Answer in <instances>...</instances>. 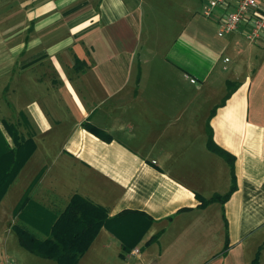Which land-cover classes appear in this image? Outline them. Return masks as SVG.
Wrapping results in <instances>:
<instances>
[{
  "label": "crops",
  "instance_id": "crops-1",
  "mask_svg": "<svg viewBox=\"0 0 264 264\" xmlns=\"http://www.w3.org/2000/svg\"><path fill=\"white\" fill-rule=\"evenodd\" d=\"M190 1L0 0V244L18 240L14 225L45 238L77 194L109 216L152 219L103 226L80 264H108L109 248L116 264H264V33L218 37L209 0L198 20ZM171 4L183 24L170 42L164 25L144 28ZM190 78L217 87L204 112L187 107ZM207 128L235 158L236 188L201 206L222 195L219 176L231 186ZM123 239L137 241L122 255Z\"/></svg>",
  "mask_w": 264,
  "mask_h": 264
},
{
  "label": "trees",
  "instance_id": "trees-1",
  "mask_svg": "<svg viewBox=\"0 0 264 264\" xmlns=\"http://www.w3.org/2000/svg\"><path fill=\"white\" fill-rule=\"evenodd\" d=\"M232 86H230V83L228 84L227 92L221 103H224L225 99L233 91ZM83 126L97 136L103 139H109V136L98 128L86 123H84ZM206 146L208 150L227 161L232 171V184L226 193L222 195L213 194L211 197L203 199L201 206H205L211 202L224 203L236 188L233 171L235 158L232 154L214 142L210 128H207ZM18 167L19 164L16 166L13 164L9 165L3 175L2 186L10 181ZM132 214L140 215L147 225L152 222V219L147 214L135 211L125 210L115 216H109L102 206L75 194L70 198L63 211L56 217L45 238L38 237L35 233L29 231L22 225H14V230L17 234L19 244L33 254L53 260L57 264H80V258L86 252L103 226L109 227L111 231L116 233L114 229L110 228V223L115 221L119 222L118 220ZM159 234L160 233H157L151 236L146 243L157 240ZM136 241L132 244H127L123 239L121 254L123 255L129 252L136 244ZM262 247H264V243L259 249ZM259 251L255 255L253 260L254 263L258 258Z\"/></svg>",
  "mask_w": 264,
  "mask_h": 264
},
{
  "label": "rangeland",
  "instance_id": "rangeland-1",
  "mask_svg": "<svg viewBox=\"0 0 264 264\" xmlns=\"http://www.w3.org/2000/svg\"><path fill=\"white\" fill-rule=\"evenodd\" d=\"M173 1H175V0H173ZM203 1H205V0H191L190 1L191 2V7H190L191 8V14L195 13L196 19L202 18L201 6H202ZM167 7L171 11L168 12L167 14H165V21L159 20V21H155V22H151V21L145 22V24H147V27L144 28V30H150L149 27H152V26H153V28L160 27L162 29L163 28L162 26L164 25V27H165V40H168L170 42L173 40L178 41V40H180V38H178V37L182 33L181 26H182L183 22H178L173 18V12L175 11V8H176L175 4H171ZM200 21H204V20H200ZM194 22H196V21H194ZM186 25H187L186 32L193 34L194 31L189 28L190 25H193V22L192 21H186ZM197 84L198 83L192 84L187 80L186 85H185V90H184V93L186 96V103H187L188 108L198 109V110H202L204 112V110L209 105H212L213 102H215L218 99L219 94H218V91H216V88H217L216 86H214L215 90L213 89V87L208 88L210 85L204 86L202 90H198ZM218 157L221 159V162L224 161V163L229 166V164L227 163V161L225 159H223L219 155H218ZM227 178H228V180H230V184H232V171H231L230 166H229V173H227ZM222 179L223 178L221 176H219L218 185L216 186V188L219 189L218 191L220 193L224 194V193H226V190H225V187L223 186ZM224 182L226 183V180H224ZM229 188H230V186H229ZM228 189H227V191H228ZM207 191H209V190H207ZM209 192L213 193V192H211V190ZM97 247H98V245H96L95 249L91 252L92 253L91 256L95 258V261L98 260L97 257L100 255V253L97 251L98 250ZM109 249H110V251H109ZM109 249L106 251V253L109 252V253H107L108 254L107 257L105 258V259H107L106 262L108 264H116V261L118 259H116V255L114 257V253H113L114 249L113 248H109ZM12 263H14V264H57L53 260L45 259V258H42V257H39V256L33 254L32 252H30L27 249H25L24 247H22L19 244L18 240H15V239H12L11 242H9V243L7 242V244H5V245L0 244V264H12ZM100 264H103V262H101Z\"/></svg>",
  "mask_w": 264,
  "mask_h": 264
},
{
  "label": "built area",
  "instance_id": "built-area-1",
  "mask_svg": "<svg viewBox=\"0 0 264 264\" xmlns=\"http://www.w3.org/2000/svg\"><path fill=\"white\" fill-rule=\"evenodd\" d=\"M203 15L216 20L218 37L242 32L249 43H255L264 33V0H209Z\"/></svg>",
  "mask_w": 264,
  "mask_h": 264
}]
</instances>
